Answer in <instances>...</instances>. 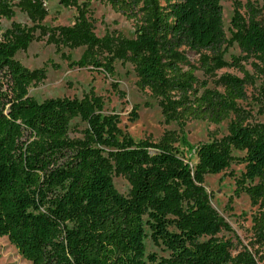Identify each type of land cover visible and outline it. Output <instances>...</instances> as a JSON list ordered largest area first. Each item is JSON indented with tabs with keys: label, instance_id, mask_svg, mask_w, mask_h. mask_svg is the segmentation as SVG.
Listing matches in <instances>:
<instances>
[{
	"label": "trees",
	"instance_id": "obj_1",
	"mask_svg": "<svg viewBox=\"0 0 264 264\" xmlns=\"http://www.w3.org/2000/svg\"><path fill=\"white\" fill-rule=\"evenodd\" d=\"M108 1L134 20L133 37L96 36L88 1L59 0L78 15L72 26L51 28L40 24L47 14L42 0H0V18L11 19L18 6L34 22H12L0 33V237L32 264H258L249 249L233 254V242L216 237L229 227L212 207L204 177L233 161L243 165L234 192L258 205L253 229L264 244V123H248L237 103L250 76L242 61L253 57L264 66L260 10L235 2L228 38L219 0ZM36 28L56 44L85 45L73 62L79 67L114 75L113 60L131 62L138 87L159 100L165 122L218 124L232 114L227 133L191 147L192 163L180 155L176 143L183 139L175 131L134 140L115 115L102 114L98 96L35 100L28 87L44 69H27L15 54ZM233 43L241 54L227 61ZM189 50L199 54L198 66L187 60ZM226 66L243 76L219 75L222 91L195 75L197 68L213 76ZM75 118L85 123L82 137H70ZM113 174L126 177L128 196L117 191ZM145 226L167 256L145 255Z\"/></svg>",
	"mask_w": 264,
	"mask_h": 264
},
{
	"label": "rangeland",
	"instance_id": "obj_2",
	"mask_svg": "<svg viewBox=\"0 0 264 264\" xmlns=\"http://www.w3.org/2000/svg\"><path fill=\"white\" fill-rule=\"evenodd\" d=\"M46 9V16L40 22L46 27L72 26L78 11L75 6H63L59 0H42ZM78 4L90 3V21L93 32L98 37L105 34L120 33L126 37L134 36V20L123 13L114 10L108 0H77ZM222 6V21L226 36L230 37V19L233 4L239 2L244 5L247 1L254 3L260 10V20L264 24V0H219ZM245 8H241L244 13ZM14 16L11 19L0 18V33L11 28L12 22L24 26H32L34 22L27 14L14 6ZM34 38L26 49L15 54V58L29 70L43 68L44 77L40 81H33L28 87V95L37 101L51 97H78L94 95L101 98L102 114H113L117 117V125L134 140L150 138L157 141L167 130L175 131L182 142L176 143L180 155L191 159L194 163V149L200 142L220 138L227 133V125L233 117L218 124L203 120H190L182 125L175 121L169 123L163 120L159 100L153 97L148 89H140L137 85L138 76L133 65L122 59L113 60L114 75H108L102 70H93L91 66L79 67L77 61L86 49L85 45L70 47L56 44L48 40V35L39 28L34 30ZM240 49L233 43L228 46L224 55L230 61L232 55H240ZM187 60L193 66L199 65V54L187 52ZM242 65L249 73L245 85V97L238 100V106L244 111L248 123H264V66L253 57L242 61ZM223 73H230L242 77V73L233 67L226 66L215 71L213 76L203 74L196 69L195 75L205 80L208 87L222 91L216 79ZM136 111V117L132 114ZM85 123L75 118L71 121L70 137H82L81 130ZM242 152L234 151V155ZM243 171V165L233 161L230 166L218 173L207 174L204 186L209 193L212 207L227 223L228 229L216 234L222 240L233 242L235 254L242 247L249 249L258 264H264V244L256 239L253 229V218L257 214L258 205H252L250 198L243 192L236 193L235 178ZM112 181L117 191L128 196L130 184L125 176L113 174ZM144 238L145 255L154 253L156 256H167L168 251L160 243L153 241L150 231L145 226ZM206 239L203 237L202 240ZM0 264H32L26 260L17 248L8 240L7 236L0 237Z\"/></svg>",
	"mask_w": 264,
	"mask_h": 264
}]
</instances>
